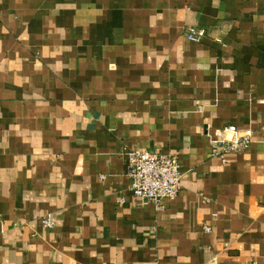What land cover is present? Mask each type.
<instances>
[{"label":"crops","instance_id":"0c3cea01","mask_svg":"<svg viewBox=\"0 0 264 264\" xmlns=\"http://www.w3.org/2000/svg\"><path fill=\"white\" fill-rule=\"evenodd\" d=\"M141 150L180 165L161 208ZM0 264H264V0H0Z\"/></svg>","mask_w":264,"mask_h":264},{"label":"built area","instance_id":"2783aa9c","mask_svg":"<svg viewBox=\"0 0 264 264\" xmlns=\"http://www.w3.org/2000/svg\"><path fill=\"white\" fill-rule=\"evenodd\" d=\"M203 29L189 27L188 38L200 40ZM216 139L212 140L210 152L225 162L226 156L245 148L250 143L251 130L239 134L235 125L222 126L216 130ZM127 176L130 180L129 190L141 200L162 207L164 199L175 198L180 190L182 172L176 155L159 150L134 151L128 155ZM44 226H51L48 218L42 219ZM206 231L208 226H204Z\"/></svg>","mask_w":264,"mask_h":264}]
</instances>
